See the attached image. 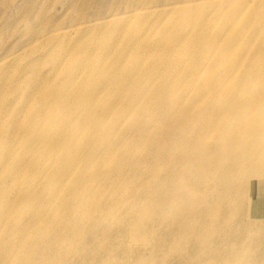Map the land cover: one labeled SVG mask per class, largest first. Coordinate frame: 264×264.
I'll use <instances>...</instances> for the list:
<instances>
[{"label":"bare ground","instance_id":"obj_1","mask_svg":"<svg viewBox=\"0 0 264 264\" xmlns=\"http://www.w3.org/2000/svg\"><path fill=\"white\" fill-rule=\"evenodd\" d=\"M73 20L65 33L82 26ZM198 24L189 35L169 27V42L153 48L145 39L132 53L135 42L114 49L111 32V59L87 51L91 62L77 64L83 90L52 92L53 108L38 104L0 159V264H77L81 238L96 264H123L122 254L127 264H264V88L250 90L248 74L244 93H228L215 79L222 57L204 54ZM59 25L46 29L57 36ZM262 26L246 40L257 43ZM207 65L215 73L203 77ZM54 204L73 226L53 230L48 244L38 226Z\"/></svg>","mask_w":264,"mask_h":264},{"label":"rangeland","instance_id":"obj_2","mask_svg":"<svg viewBox=\"0 0 264 264\" xmlns=\"http://www.w3.org/2000/svg\"><path fill=\"white\" fill-rule=\"evenodd\" d=\"M75 1L0 0V159L17 148L16 132L31 122L38 104L46 108L57 104L47 98L49 94L54 92L55 98L57 95L70 98L84 89L80 87L83 81L77 64L91 62L85 58L87 51L97 58H112L109 48L105 47L111 32L117 36L114 49L125 41H134L135 46L129 50L132 53L145 39L153 48L162 39L169 42L175 33L169 27L184 25L179 35H189L199 22V33L206 37L204 54L208 58L222 57L216 70L221 76L215 79L221 81L227 92L233 93L239 88V93H244L239 82L248 74L249 77L255 74L250 79V90L264 88V26L255 32L257 43L246 40L247 33L254 31L264 19V0H81L77 7ZM258 1L261 8L257 7ZM76 16L80 19L77 23L82 26L75 32L65 33ZM55 20L60 21L57 28L61 34L51 36L46 26H51ZM201 24L204 26L200 27ZM35 31L37 34L28 40ZM216 37L227 39L228 43H207L208 39ZM67 48L69 51L64 54ZM59 55L62 60L53 64L52 57ZM140 56L149 59L144 54ZM216 61L211 62L217 66ZM118 69L123 71L121 67ZM39 71L49 72L51 76L41 79ZM70 73L76 76V82L66 79L65 74ZM201 73L204 77L215 72L207 65ZM41 121L45 122V118ZM6 169L3 161L0 170ZM21 208L22 205L19 210H23ZM56 209V204L48 208V215L52 214V217L38 226V232L48 244L55 241L53 230L73 226L71 218L54 215ZM93 231V228L87 229V232ZM81 233L78 231L77 236ZM78 242L81 257L77 258V264H96L88 239L81 238ZM99 244L101 249L103 238ZM40 255L39 262H48L49 257ZM128 262L122 254L121 263Z\"/></svg>","mask_w":264,"mask_h":264}]
</instances>
